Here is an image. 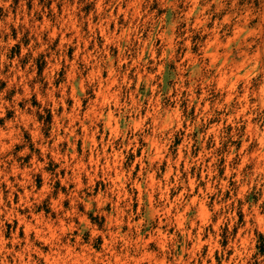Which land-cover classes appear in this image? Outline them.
Returning <instances> with one entry per match:
<instances>
[{
    "label": "rangeland",
    "instance_id": "obj_1",
    "mask_svg": "<svg viewBox=\"0 0 264 264\" xmlns=\"http://www.w3.org/2000/svg\"><path fill=\"white\" fill-rule=\"evenodd\" d=\"M0 264H264V0H0Z\"/></svg>",
    "mask_w": 264,
    "mask_h": 264
}]
</instances>
